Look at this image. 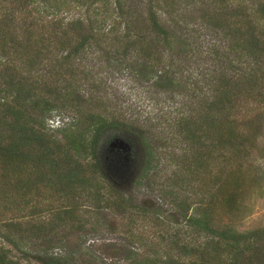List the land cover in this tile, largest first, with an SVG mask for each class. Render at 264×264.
Segmentation results:
<instances>
[{
    "label": "trees",
    "instance_id": "trees-1",
    "mask_svg": "<svg viewBox=\"0 0 264 264\" xmlns=\"http://www.w3.org/2000/svg\"><path fill=\"white\" fill-rule=\"evenodd\" d=\"M74 6L83 13L67 18ZM197 21L216 41L194 35ZM91 60L179 103L168 127L185 148L172 155V177L201 193L194 201L172 194L187 240L176 232L163 244L133 231L134 211L145 218L146 210L108 182L107 167L124 159L108 145L125 138L129 165L140 151L147 180L165 141L101 93ZM191 64L205 66L199 77ZM56 112L71 117L49 128ZM263 132L264 0H0V264H19L4 243L25 255L43 246L32 251L38 264H106L70 243L85 231V208L124 218L120 233L148 250L122 248L109 264H264V227L234 224L244 196L264 187L252 158ZM42 192L58 205L42 206Z\"/></svg>",
    "mask_w": 264,
    "mask_h": 264
},
{
    "label": "rangeland",
    "instance_id": "rangeland-1",
    "mask_svg": "<svg viewBox=\"0 0 264 264\" xmlns=\"http://www.w3.org/2000/svg\"><path fill=\"white\" fill-rule=\"evenodd\" d=\"M82 13V7L76 8L74 6L67 13V18L78 16ZM193 25L190 26L192 29H195L193 33L199 40L205 41V43L216 41L215 37H212V40L208 39L210 35L208 36V32L198 21L194 22ZM90 65L96 66L90 77L98 83L101 82L103 87L101 93L104 92L107 97L114 98L113 100H117L118 103L121 102V107L127 114H135L147 120L146 125L150 139L154 140L156 137H160L161 140L164 139L165 141L162 147L158 146L156 148V157L153 162L155 169L147 175V180H144V178L139 179L140 172L138 167L141 154L135 148H133L134 153L132 156L135 162L132 165H129L126 159L121 160L115 157V165L107 167V171L110 174L109 177L113 178V180L109 178L108 182L124 194L126 202L131 205L142 206L146 210L147 216L144 218L143 214L133 209V216L136 217L133 219V224L135 223L132 226L133 231H140L143 238L154 242H162L163 244L164 241L166 242V235L168 237V235L171 236L176 232L180 239L187 240L188 234L180 230V227L183 225L182 218L177 212L175 198L172 197V194L175 197L179 196V198L194 201L200 198L201 193L200 191L199 194L196 193L197 182L191 181L188 186H180L178 181L172 177L176 169L175 160L172 158V155L180 153L185 148L184 144H181L180 138L168 127V120L175 115L174 109L178 107L179 103H176V101L172 103L167 94L158 93V91L153 90L147 85L139 86L135 84L129 77L127 78L125 72L108 68L105 62L97 63L91 60ZM203 68L199 65L191 64L188 71L193 76H196L201 71L203 72ZM196 77L199 76L197 75ZM196 91L199 92V89L196 88ZM60 113L51 114V117L46 122L49 128H58L69 120L65 118L61 119L60 117H71L69 112H62L61 115ZM117 137L119 138V136ZM120 138L126 140L125 138ZM260 141L258 150L254 151L252 158L255 165L264 170V132ZM121 156L124 158L122 153ZM41 195L43 196L41 200L42 206L45 205L44 203L46 205L51 203L54 207L58 205V201L53 200L49 192H42ZM242 206H244V209L240 217L241 219L238 218L234 221L238 230L264 227V187L259 193L253 191L245 195ZM153 210H158V215L161 217L160 222L155 220V214L152 213ZM101 213H103L102 216L95 215L94 210L89 208L79 211L78 217H81L85 221V231L73 234L70 243H78L85 257L109 264L110 262L116 263L118 261V257L122 255V248L130 249L136 254H142V252L146 254L148 252L145 247L131 244L120 233V231L126 229L124 218L115 216L114 212L110 210H105V212ZM70 222L68 224L72 229L78 226L77 222L73 220ZM197 238L200 241L202 240L201 236ZM3 245L10 250V256L19 264H38L35 262L36 252L32 251H37L39 247H43L36 246L29 248V253L25 255L16 251L9 244L4 243ZM30 246L28 245L25 248L28 250ZM50 246H45L48 249V254H64L62 248L58 250Z\"/></svg>",
    "mask_w": 264,
    "mask_h": 264
},
{
    "label": "water",
    "instance_id": "water-1",
    "mask_svg": "<svg viewBox=\"0 0 264 264\" xmlns=\"http://www.w3.org/2000/svg\"><path fill=\"white\" fill-rule=\"evenodd\" d=\"M108 149L110 152H116L118 154L122 153L124 155V159H127L131 146L124 139L115 138L109 143Z\"/></svg>",
    "mask_w": 264,
    "mask_h": 264
}]
</instances>
